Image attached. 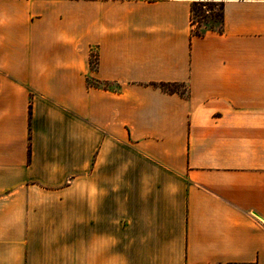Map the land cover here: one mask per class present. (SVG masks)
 I'll return each instance as SVG.
<instances>
[{"label":"crops","instance_id":"0c3cea01","mask_svg":"<svg viewBox=\"0 0 264 264\" xmlns=\"http://www.w3.org/2000/svg\"><path fill=\"white\" fill-rule=\"evenodd\" d=\"M0 264H264V0H0Z\"/></svg>","mask_w":264,"mask_h":264},{"label":"trees","instance_id":"16d2710c","mask_svg":"<svg viewBox=\"0 0 264 264\" xmlns=\"http://www.w3.org/2000/svg\"><path fill=\"white\" fill-rule=\"evenodd\" d=\"M212 5H217L218 6V12H213L210 6ZM207 8V14L209 15L208 21L210 24H207L205 22V26H203V29H201L202 21L196 19V23H194L193 20V15H195L196 11H198L199 17L203 20L204 15L201 13V9ZM190 14H191V20H190V25H191V35L192 36H201L207 31H214V32H221L222 30V6L210 2H195L191 5L190 8ZM217 24V26H215ZM96 60V59H95ZM91 66L94 67L95 62L92 60L90 61Z\"/></svg>","mask_w":264,"mask_h":264},{"label":"rangeland","instance_id":"374dc122","mask_svg":"<svg viewBox=\"0 0 264 264\" xmlns=\"http://www.w3.org/2000/svg\"><path fill=\"white\" fill-rule=\"evenodd\" d=\"M210 8L212 9L213 12H218V6L217 5H212V6H210ZM198 13L199 12L196 11L195 15H193V20H194V23H196V19L202 21V25H201L202 27L200 29V30H202L203 29V26H205V22L206 23L208 22L207 24H210L209 21H208L209 15L207 14V8L201 9V13L202 14H205L203 20L199 17ZM215 26H217V24H215Z\"/></svg>","mask_w":264,"mask_h":264},{"label":"built area","instance_id":"2783aa9c","mask_svg":"<svg viewBox=\"0 0 264 264\" xmlns=\"http://www.w3.org/2000/svg\"><path fill=\"white\" fill-rule=\"evenodd\" d=\"M146 1H155V0H146Z\"/></svg>","mask_w":264,"mask_h":264}]
</instances>
